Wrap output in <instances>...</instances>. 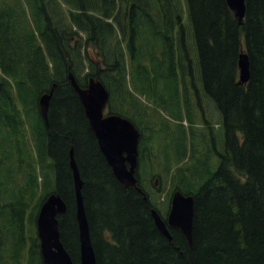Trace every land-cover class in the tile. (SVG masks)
Instances as JSON below:
<instances>
[{
    "label": "trees",
    "instance_id": "trees-1",
    "mask_svg": "<svg viewBox=\"0 0 264 264\" xmlns=\"http://www.w3.org/2000/svg\"><path fill=\"white\" fill-rule=\"evenodd\" d=\"M69 72L81 86L90 76L101 80L108 111L135 120L145 150L139 166L164 126H146L145 103L129 85L144 92L161 80L169 88L165 97L157 86L164 106L181 89L186 122L164 128L179 138L176 157L163 159L172 189L165 215L140 178L147 197L115 176ZM189 78L198 105L189 101ZM53 82L45 122L38 98ZM203 94L221 113L217 130L202 119ZM196 108L200 116L190 117ZM71 147L96 264H264V0H245L241 23L226 0H0V264L9 248L10 264H41L35 216L50 192L66 203L57 215L60 238L78 259ZM199 148L215 166L203 179ZM174 189L193 196L191 245L175 226L168 239L151 213L165 218Z\"/></svg>",
    "mask_w": 264,
    "mask_h": 264
},
{
    "label": "water",
    "instance_id": "water-1",
    "mask_svg": "<svg viewBox=\"0 0 264 264\" xmlns=\"http://www.w3.org/2000/svg\"><path fill=\"white\" fill-rule=\"evenodd\" d=\"M241 23L245 13V0H226ZM239 81L246 82L249 78V59L246 51L238 56ZM68 78L76 90L83 105L88 124L93 130L98 146L110 164L115 176L124 185H133L144 193L138 185L137 176L138 141L140 130L127 117L113 112H104L109 99V90L103 82L90 76L86 86H81L72 72ZM40 94L38 106L40 113L47 122V109L53 87ZM69 165L72 170L75 193V216L78 227L79 256L74 260L60 238L58 227L59 213L66 210V203L59 193H48L41 202L36 217V233L39 239L41 264H96L94 247L90 238L89 224L82 196L83 179L73 156L69 150ZM144 196L146 194L144 193ZM156 226L168 238H172L169 226H175L183 233L189 245L192 242L193 228V196L174 189L170 197V205L163 218L156 208L151 209Z\"/></svg>",
    "mask_w": 264,
    "mask_h": 264
},
{
    "label": "rangeland",
    "instance_id": "rangeland-1",
    "mask_svg": "<svg viewBox=\"0 0 264 264\" xmlns=\"http://www.w3.org/2000/svg\"><path fill=\"white\" fill-rule=\"evenodd\" d=\"M157 86L161 90V93L165 97H167V95L169 94V88L164 86V83L161 80L159 83L154 82L152 88L146 89L144 92L143 91L141 92L137 88L135 89L132 85L131 86L129 85L133 93L140 96V98L143 100V106L145 103L146 107L144 106V108L149 113V116H147L148 123H146V126H149L151 123L152 125L158 123L160 126L161 125L164 126L163 130L157 129L156 132L153 134L154 135V139H152V142L154 143L152 148L153 153L150 159H148L146 163L140 162L139 178L141 179V183L144 188L152 192L158 193V196L156 198L158 200V208L160 209L162 214L165 215L164 211L167 209V205H168L167 196L172 189L170 182L168 180L169 178L167 176L166 170L164 169L163 159L164 157H166L167 160L176 157L175 151H173L174 150L173 147L176 141L179 140V138L174 135L169 137L168 132L166 131V129L164 130V128L166 126L174 128L178 124L180 117L183 119V122H186L185 119L187 117L186 115L187 109L184 106L181 89H179L178 91L173 90L174 96L172 98L171 105L164 106L163 103L159 104V91L157 90ZM202 100L204 101L203 109L201 111L203 117L202 119L207 118L208 121H210L215 126L213 127V129L217 130L218 125H220V123L222 122L221 113L217 108L215 102L211 98H209L206 94L202 95ZM107 110L108 108L104 109V111ZM176 111L178 113H176ZM199 111L200 110L196 108L195 112L193 114H190V117L198 118L200 116ZM141 125L145 127L143 122L141 123ZM145 132L147 135H149L150 129L146 128ZM188 142H189V136L187 137V143ZM204 142L206 143L205 140ZM168 143H170L171 145L170 147L166 146V144ZM216 143L218 146L220 145L218 139ZM29 146L33 150V143L30 139H29ZM188 149H190V144H188ZM198 151H199L198 156L200 157L201 160L196 164V166L200 170V172H202L200 178L203 179L210 172L209 171L206 174H204L203 171L204 168L213 170L215 166L213 168H210V165L206 162V156L203 154V150L199 148ZM165 153H169L168 155L169 157L165 156ZM193 163H194L193 161L189 160V162H187V165L192 166ZM182 181L184 182V184H187V180L185 178ZM184 187L185 186L183 185V188ZM11 238H12V234H9L8 237L5 236L6 240H10ZM4 252H5V256H4L5 264H10V260H9L10 248L6 249V251L4 250Z\"/></svg>",
    "mask_w": 264,
    "mask_h": 264
},
{
    "label": "flooded vegetation",
    "instance_id": "flooded-vegetation-1",
    "mask_svg": "<svg viewBox=\"0 0 264 264\" xmlns=\"http://www.w3.org/2000/svg\"><path fill=\"white\" fill-rule=\"evenodd\" d=\"M190 76V75H189ZM187 83H188V86H189V88L191 89V91H192V94H191V99H189V101L190 102H192V103H195L196 105H198V101H199V99H198V97H197V90H196V88H195V86H194V84H195V80H191V78H189L188 80H187ZM108 107V106H107ZM106 112H109L108 110L106 111ZM125 117H127V118H129L135 125H136V127L139 129V126L136 124V122H135V120L134 119H132L131 118V116L130 115H127V116H125ZM140 130V129H139ZM141 132V131H140ZM141 136H142V133H141ZM141 136H140V138H141ZM140 138H139V140H140ZM144 153H145V150L143 151ZM141 153V149H140V146L138 145V167H139V157H140V154H144V153ZM138 170V169H137Z\"/></svg>",
    "mask_w": 264,
    "mask_h": 264
}]
</instances>
